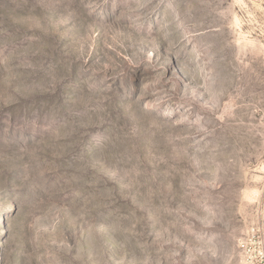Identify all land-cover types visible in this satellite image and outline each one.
Here are the masks:
<instances>
[{"label": "rangeland", "instance_id": "rangeland-1", "mask_svg": "<svg viewBox=\"0 0 264 264\" xmlns=\"http://www.w3.org/2000/svg\"><path fill=\"white\" fill-rule=\"evenodd\" d=\"M264 234V0H0V264H238Z\"/></svg>", "mask_w": 264, "mask_h": 264}, {"label": "built area", "instance_id": "built-area-1", "mask_svg": "<svg viewBox=\"0 0 264 264\" xmlns=\"http://www.w3.org/2000/svg\"><path fill=\"white\" fill-rule=\"evenodd\" d=\"M238 264H264V234H252L240 241Z\"/></svg>", "mask_w": 264, "mask_h": 264}]
</instances>
